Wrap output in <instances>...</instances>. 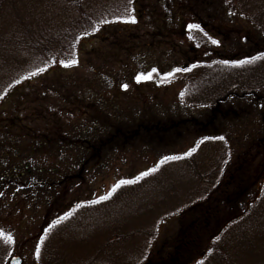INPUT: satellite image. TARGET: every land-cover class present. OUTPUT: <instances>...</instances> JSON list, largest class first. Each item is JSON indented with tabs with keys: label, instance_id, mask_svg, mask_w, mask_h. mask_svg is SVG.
<instances>
[{
	"label": "trees",
	"instance_id": "trees-1",
	"mask_svg": "<svg viewBox=\"0 0 264 264\" xmlns=\"http://www.w3.org/2000/svg\"><path fill=\"white\" fill-rule=\"evenodd\" d=\"M175 5L179 6L177 11H168L169 6ZM134 15L154 25L159 38L164 28L178 29L183 23L189 28L181 29L180 37H185L186 31L190 36H198L192 37L191 46L198 61L192 68L183 65L177 68L179 71L175 69L185 77L177 98L182 107L209 108L212 117L207 121L190 119L163 124L148 120L146 125L139 122L128 130L112 129L108 138L98 141L91 140L89 129L93 126H89L80 131L85 133L80 145L91 151V156L105 152L108 145L121 137L132 140L144 135L157 136L187 123L194 130L214 129L215 121L228 116L218 112L224 103L236 100L247 105L228 116L233 119L230 133L223 134L222 143L220 137L212 140L205 153L191 152L162 163L163 159L154 172L134 183L122 184L108 199L78 201L60 217L45 221L35 239L36 264H147L150 245L162 220L197 208L220 190L224 194L221 208L226 211V222L192 264H264V163L256 184L247 177L252 175L249 165L264 155V0H0V105L21 81L72 57L80 41L97 35L107 25L128 22ZM232 17L257 31L248 36L251 51L242 49L240 56L230 61H208L212 51L205 47V28L212 29V21ZM160 23L162 27L158 26ZM118 42L117 48H122L123 40ZM89 112L99 114L94 106ZM251 112L259 118L263 129L242 139L243 157H238L229 172L227 167L234 162L225 135L236 133L239 139L243 137L246 131L234 130L239 125L235 120H243ZM97 118L103 117L100 114ZM2 125L0 117V134L6 130ZM98 125L96 130L101 131L104 125ZM63 136L59 132L52 137L45 135L38 140V150L71 145ZM84 167H79L77 173ZM1 168L0 188L20 185V175L25 172L21 166L14 170ZM28 171L32 173L34 169ZM65 178H73L72 172ZM64 181L34 179L30 186L52 190ZM125 205L134 206L133 211L123 214ZM6 237L0 235V264H6L14 254Z\"/></svg>",
	"mask_w": 264,
	"mask_h": 264
},
{
	"label": "rangeland",
	"instance_id": "rangeland-1",
	"mask_svg": "<svg viewBox=\"0 0 264 264\" xmlns=\"http://www.w3.org/2000/svg\"><path fill=\"white\" fill-rule=\"evenodd\" d=\"M178 7L169 6L168 11H177ZM135 16L128 22L107 25L97 35L83 39L72 57L24 79L26 83L21 81L0 105L2 127L6 129L0 134V170L1 166L12 170L21 166L25 170L23 174L20 172V185L0 188V233L12 238L14 254L11 256H20L23 264H36L35 239L44 229L45 221L60 217L78 201L101 200L120 181L134 183L141 178V173L156 168L165 157L205 153L212 140L230 133L233 119L228 116L241 105H247L245 101L236 100L224 103L218 112L228 113V116L215 121L214 129L194 130L192 124L187 123L176 131L157 136L144 135L132 140L121 137L108 145L105 152L91 156V151L80 145L85 134L80 131L89 126H93L88 128L91 140L98 141L108 138L112 129L128 130L139 122L141 126L146 125L148 120L163 124L190 119L207 121L212 117L209 108L192 109L178 102L185 77L175 69L183 65L192 68L198 61L191 50L193 36L190 32L186 31L185 37L178 35L181 29L189 27L183 23L178 29L164 28L159 38L154 25ZM224 20L212 21V29L205 28V47L212 51L208 61H230L240 56L242 49L251 51L248 36L256 35L257 31L240 19ZM158 26L162 27V23ZM119 39L123 40L122 48H117ZM149 74L150 80L137 81L138 76ZM93 106L98 115L95 112L90 115L89 109ZM100 114L103 118H97ZM235 121L239 125L234 130L246 132L240 139L236 133L225 135L229 140L228 153L234 162L227 167L229 172L233 171L238 157H243L242 139L263 129L254 112ZM100 123L104 125L101 131L96 130ZM96 131H99L97 136ZM57 132L72 144L58 149L41 145L45 148L38 150L40 138L52 137ZM254 162L249 165L252 175L247 177L256 184L264 155ZM79 167L84 169L77 173ZM31 168L32 173L28 171ZM27 171V176H23ZM69 171L71 179L65 178ZM61 178L65 179L62 186L52 190L30 186L34 179L57 182ZM223 198V190H220L195 209L161 219L158 234L150 245L147 264H192L199 258L206 242L226 222V211L221 208ZM46 199L54 202L46 203ZM133 208L125 205L122 213H129Z\"/></svg>",
	"mask_w": 264,
	"mask_h": 264
},
{
	"label": "snow or ice",
	"instance_id": "snow-or-ice-1",
	"mask_svg": "<svg viewBox=\"0 0 264 264\" xmlns=\"http://www.w3.org/2000/svg\"><path fill=\"white\" fill-rule=\"evenodd\" d=\"M193 27H195V26H193ZM213 42V44H215L216 43V41H212ZM258 58V57H257ZM257 58H253V59H257ZM247 62V61H246ZM72 64H74L75 63V61H72L71 62ZM66 67L67 66H69V65H65ZM177 71H179V69H177ZM153 72H155V69H153ZM151 79V74H149V75H146V76H138L137 77V81L139 82L140 80H150ZM125 88H126V86H125ZM220 139L222 140L223 139V137H220ZM190 154V153H189ZM170 159H179V157H165L164 158V161H162V163L163 162H166V161H168V160H170ZM155 171V169L153 168V169H149L147 172H144V173H141V178L142 177H145V176H148L150 173H152V172H154ZM139 179V178H138ZM127 183H133V181H120V183L119 184H116V185H114L113 186V188L111 189V191L109 192V194L108 195H106V196H103V197H101L100 199L101 200H106V199H108L109 198V196L112 194V192H115L116 190H117V188H119L122 184H127ZM59 222V221H58ZM0 235H2V233H0ZM8 242H11V240H12V238L9 236V237H6L5 238ZM39 253V248L37 247V254Z\"/></svg>",
	"mask_w": 264,
	"mask_h": 264
},
{
	"label": "water",
	"instance_id": "water-1",
	"mask_svg": "<svg viewBox=\"0 0 264 264\" xmlns=\"http://www.w3.org/2000/svg\"><path fill=\"white\" fill-rule=\"evenodd\" d=\"M8 264H23V260L18 256H13L9 259Z\"/></svg>",
	"mask_w": 264,
	"mask_h": 264
}]
</instances>
